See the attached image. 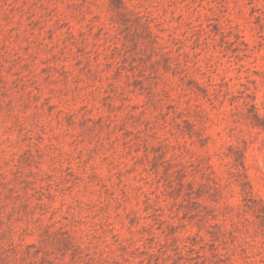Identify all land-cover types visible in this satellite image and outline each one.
<instances>
[{"label":"rangeland","instance_id":"374dc122","mask_svg":"<svg viewBox=\"0 0 264 264\" xmlns=\"http://www.w3.org/2000/svg\"><path fill=\"white\" fill-rule=\"evenodd\" d=\"M0 264H264V0H0Z\"/></svg>","mask_w":264,"mask_h":264},{"label":"trees","instance_id":"16d2710c","mask_svg":"<svg viewBox=\"0 0 264 264\" xmlns=\"http://www.w3.org/2000/svg\"><path fill=\"white\" fill-rule=\"evenodd\" d=\"M112 3L118 4L120 3V0H111Z\"/></svg>","mask_w":264,"mask_h":264}]
</instances>
